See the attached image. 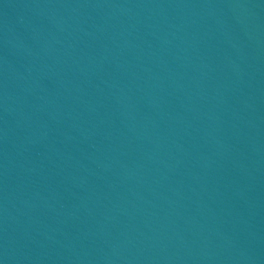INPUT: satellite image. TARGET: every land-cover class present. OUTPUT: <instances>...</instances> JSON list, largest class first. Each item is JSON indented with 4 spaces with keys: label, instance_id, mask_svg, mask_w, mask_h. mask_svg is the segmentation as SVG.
Listing matches in <instances>:
<instances>
[{
    "label": "water",
    "instance_id": "obj_1",
    "mask_svg": "<svg viewBox=\"0 0 264 264\" xmlns=\"http://www.w3.org/2000/svg\"><path fill=\"white\" fill-rule=\"evenodd\" d=\"M0 264H264V0H0Z\"/></svg>",
    "mask_w": 264,
    "mask_h": 264
}]
</instances>
